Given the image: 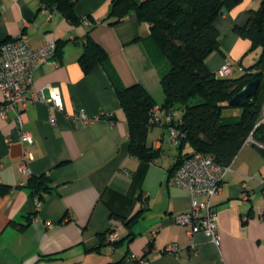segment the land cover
I'll return each instance as SVG.
<instances>
[{"label": "crops", "instance_id": "1", "mask_svg": "<svg viewBox=\"0 0 264 264\" xmlns=\"http://www.w3.org/2000/svg\"><path fill=\"white\" fill-rule=\"evenodd\" d=\"M110 2L77 0L74 10L91 19L89 35L105 49L122 84L140 83L160 106V75L145 43L149 25L133 14L109 24ZM258 5L241 0L214 19L221 52L206 57L210 71L229 60L236 64L231 76H238L256 60L258 49L246 61L250 42L234 26L244 25L247 9ZM87 29L40 0H0V44L21 33L33 47L53 40L59 59L34 72L33 86L44 100L24 112L23 129L32 143L21 142L12 110L5 108L2 116L0 95V264H264V155L258 143L244 141L213 198L219 246L202 232L189 235L174 216L188 210L192 198L170 177L178 148L167 123L181 112L165 116L160 109L162 122L149 129L147 145L161 150L158 158L131 155L126 115L106 71L99 64L88 72L80 66ZM50 88L61 108L48 101ZM79 110L87 120L70 118ZM24 150L32 153L28 173L18 169ZM40 174L51 191L41 192L38 207V194L26 181ZM110 226L119 235L115 243L106 240ZM169 243L176 244V254L164 250Z\"/></svg>", "mask_w": 264, "mask_h": 264}, {"label": "trees", "instance_id": "2", "mask_svg": "<svg viewBox=\"0 0 264 264\" xmlns=\"http://www.w3.org/2000/svg\"><path fill=\"white\" fill-rule=\"evenodd\" d=\"M77 0H40L56 9L72 23H80L74 10ZM241 0H111L106 20L115 24L127 15H135L149 25L145 43L158 68L164 97L159 108L168 113L180 111L169 127L179 131L178 155L171 175L192 151L213 156L221 165H228L249 135L264 155V0L257 8L247 9L244 25H235L238 35L249 40L248 51L258 49L256 60L244 67L238 76H221L206 66V57L220 51L221 34L214 19L234 8ZM89 17V16H88ZM87 27L84 49L79 63L84 72L95 65L106 71L120 106L125 112L129 153L139 159L154 160L160 149L147 145L151 127L162 122L156 119V101L140 83L122 84L105 49L91 39ZM58 45L56 46V53ZM258 79L256 93L244 105L229 104V99L247 82ZM239 108L236 115H225L226 108ZM169 129V128H168ZM188 148L184 151V149ZM171 177V176H170ZM26 186L32 194L50 192L44 174L30 176ZM135 217V216H134ZM133 217L129 218L131 220ZM117 242V240L115 241ZM114 242V243H115ZM55 256H50L54 258Z\"/></svg>", "mask_w": 264, "mask_h": 264}, {"label": "built area", "instance_id": "3", "mask_svg": "<svg viewBox=\"0 0 264 264\" xmlns=\"http://www.w3.org/2000/svg\"><path fill=\"white\" fill-rule=\"evenodd\" d=\"M42 7H45L42 4ZM80 23L84 27L92 25L91 19L87 15H82ZM44 63L57 65L59 59L56 56V43L49 40L39 47L30 45L27 37L21 33L14 39L7 40L0 44V95L3 101L1 114L5 115V108L14 112L16 128L19 132L20 140L24 143H32L29 132L23 129L24 112L32 102L43 101L44 95L33 86L35 70ZM236 64L226 60L216 72L221 76H229L233 73ZM51 106L61 108L59 94L50 88ZM159 106L153 108L156 119L162 120L159 113ZM70 118L87 120V115L83 110L70 115ZM53 122V116L50 118ZM261 121H264L262 115ZM169 139L173 144L179 142V131L174 127L168 129ZM251 135L247 139H250ZM32 158V153L24 150L18 169L23 173H28L27 160ZM229 170L228 165L217 163L213 156L203 154L199 151H192L186 156L171 175V181L176 186L187 190L192 198L190 208L186 211L176 213L174 220L180 225L187 227V233L193 235L202 232L216 246L220 244V234L218 231L217 212L213 206V198L218 194L221 183ZM246 187L245 183L242 188ZM38 201V200H37ZM39 207V201L37 202ZM46 226H50V221H46ZM110 226L106 232V240L115 242L119 235ZM164 250L177 253V246L169 243ZM136 262H146L144 256H131Z\"/></svg>", "mask_w": 264, "mask_h": 264}, {"label": "water", "instance_id": "4", "mask_svg": "<svg viewBox=\"0 0 264 264\" xmlns=\"http://www.w3.org/2000/svg\"><path fill=\"white\" fill-rule=\"evenodd\" d=\"M258 86V79L251 80L247 82L242 88H240L235 94L229 99V104L234 106H241L252 100ZM171 113L164 111V115L168 116ZM172 122V119L167 123L169 126Z\"/></svg>", "mask_w": 264, "mask_h": 264}, {"label": "rangeland", "instance_id": "5", "mask_svg": "<svg viewBox=\"0 0 264 264\" xmlns=\"http://www.w3.org/2000/svg\"><path fill=\"white\" fill-rule=\"evenodd\" d=\"M254 50H252V51H248L247 52V54H246V61L249 59V58H251V56H252V52H253ZM228 108H226V109H224V110H227Z\"/></svg>", "mask_w": 264, "mask_h": 264}]
</instances>
